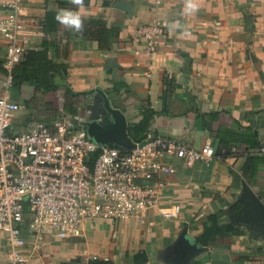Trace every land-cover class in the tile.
Wrapping results in <instances>:
<instances>
[{"label": "crops", "instance_id": "crops-1", "mask_svg": "<svg viewBox=\"0 0 264 264\" xmlns=\"http://www.w3.org/2000/svg\"><path fill=\"white\" fill-rule=\"evenodd\" d=\"M7 1L0 0V19L7 13ZM106 1L109 4L20 0L29 50L47 45L50 58L66 69L63 78L71 88L90 91L70 96L69 101L84 105L93 100L100 105L101 95L93 90L101 88L113 107L123 109L129 128L141 121V110L149 104L155 113L148 131L196 148L212 143L217 155L210 164L197 162L192 167L166 156L173 171L163 176L156 207L118 223L89 222L79 237H48L40 250L28 251L27 264H66L77 257L135 264L133 255L140 251L148 255L145 264H264V224L258 214L246 213L244 200L246 184L264 201V161L253 176L245 171L249 159L260 154L256 147L264 146V0H192L197 5L193 12L186 10L188 0H162L159 5L154 0ZM119 1L129 2L130 13L116 6ZM61 10L119 27L117 41L101 48L86 32L96 29L94 24L75 31L59 22L56 32H46L47 13ZM158 18L166 28L157 38V50L149 52L146 42L133 35L138 26ZM6 46L0 32V95L6 89ZM8 91L22 105L11 120V131H27L36 122L55 126L69 118L63 115L56 122L47 106L39 107L43 93L33 78ZM90 112L84 106L81 119H97ZM254 131L256 147L247 142ZM238 201L243 208L233 213ZM173 204L181 206L180 213L164 218L160 207ZM222 210L221 223L234 224V230L201 244L198 236L208 215ZM7 248L0 233V264H10Z\"/></svg>", "mask_w": 264, "mask_h": 264}, {"label": "built area", "instance_id": "built-area-1", "mask_svg": "<svg viewBox=\"0 0 264 264\" xmlns=\"http://www.w3.org/2000/svg\"><path fill=\"white\" fill-rule=\"evenodd\" d=\"M19 1H7V13L0 19L7 42L6 89L0 95V233L5 235L10 264H27L28 251L40 250L48 237H79L89 222L118 223L156 207L163 176L173 171L166 156L192 167L197 162L210 164L217 155L212 143L196 148L153 131L134 147L104 145L66 117L55 126L36 122L27 131H11V120L22 105L8 90L14 84L15 65L29 51ZM165 28V21L158 18L138 26L133 38L154 52ZM256 152L263 154L264 146ZM180 211L179 204L160 207L164 218H174Z\"/></svg>", "mask_w": 264, "mask_h": 264}, {"label": "trees", "instance_id": "trees-1", "mask_svg": "<svg viewBox=\"0 0 264 264\" xmlns=\"http://www.w3.org/2000/svg\"><path fill=\"white\" fill-rule=\"evenodd\" d=\"M105 5L109 4L105 0ZM57 11H49L47 13L44 30L49 32H56L59 22L56 20ZM83 24H94L96 29L88 30L87 34L98 40L101 48L108 47L111 42L117 41L119 37V27H107L106 24L100 19H86L82 18ZM61 65L55 63L49 56V51L47 45H44L43 49H30L22 61L17 63L14 67V85L21 84L28 78H33L36 81V88L42 93H47L49 91L58 90L62 87L65 88L66 102L63 106V111L68 114L75 113L76 109L81 105L79 101H69L70 96H79L90 93V91H74L71 86L63 78V74L66 73V69L63 68L61 71ZM61 69V70H60ZM155 111L148 104L141 110L142 119L139 123L129 128V135L135 142L142 141L148 132L150 120L153 117ZM47 124V122H45ZM258 133L254 131L252 133V139L247 140V142L252 146H257L258 143ZM262 146H258L259 148ZM98 152L91 156L90 164L93 165ZM229 152H225L224 156H229ZM264 156V155H263ZM260 161H264V157L260 154L253 155L245 168V171L249 170L251 176H253L257 171V166ZM243 208V203L238 201L233 207L232 212H238ZM225 213L224 210L219 211L214 214L208 215L206 221L203 224V232L198 236V241L206 245L209 242L215 240L219 234L222 232H231L234 230V224H223L221 223L220 217ZM129 258L130 255L126 254ZM133 261L135 264H145L148 262V255L145 251H140L133 255ZM66 264H115L111 260L103 258H91L83 259L80 257L72 259Z\"/></svg>", "mask_w": 264, "mask_h": 264}, {"label": "water", "instance_id": "water-1", "mask_svg": "<svg viewBox=\"0 0 264 264\" xmlns=\"http://www.w3.org/2000/svg\"><path fill=\"white\" fill-rule=\"evenodd\" d=\"M116 6L130 13L128 1H119ZM93 91L101 95L100 106L103 107V113L100 115L101 117L95 120L81 119L82 127L93 139L104 145L136 146V142L129 135V125L123 109L113 107L109 97L101 88H95ZM244 200L247 206L246 213L258 214L262 224H264V201L246 184ZM194 243L199 246L197 242Z\"/></svg>", "mask_w": 264, "mask_h": 264}, {"label": "rangeland", "instance_id": "rangeland-1", "mask_svg": "<svg viewBox=\"0 0 264 264\" xmlns=\"http://www.w3.org/2000/svg\"><path fill=\"white\" fill-rule=\"evenodd\" d=\"M39 102L41 103L39 107L42 106V108H44V106H47L46 109L53 113L54 121L57 122L58 120H60V118H62L63 115H68L69 118H71V120L74 121L75 124H77V126H79L78 122H81V116L84 112V106L90 108V113L97 118L101 117L100 115L103 113V107L98 103L93 102V100H91L89 103L86 102V104L84 105L82 104L79 108L76 109L75 113L73 114L65 113L63 111V106L66 102L64 87L58 90L43 93V95L39 98Z\"/></svg>", "mask_w": 264, "mask_h": 264}, {"label": "clouds", "instance_id": "clouds-1", "mask_svg": "<svg viewBox=\"0 0 264 264\" xmlns=\"http://www.w3.org/2000/svg\"><path fill=\"white\" fill-rule=\"evenodd\" d=\"M73 2L76 4H80L82 0H73ZM185 7L189 12H193L197 9V5L193 3L192 0H188ZM56 20L75 31H80L83 26V21L79 13L71 10L59 11L56 15Z\"/></svg>", "mask_w": 264, "mask_h": 264}]
</instances>
